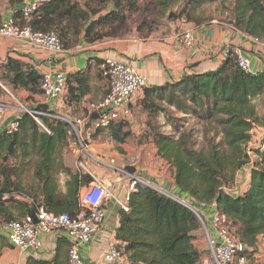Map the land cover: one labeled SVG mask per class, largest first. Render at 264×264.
Returning a JSON list of instances; mask_svg holds the SVG:
<instances>
[{
    "label": "trees",
    "instance_id": "16d2710c",
    "mask_svg": "<svg viewBox=\"0 0 264 264\" xmlns=\"http://www.w3.org/2000/svg\"><path fill=\"white\" fill-rule=\"evenodd\" d=\"M137 1L81 0L83 6H80L73 0H50L40 5L28 25L34 31L56 33L64 49L82 42L94 44L111 36L99 32L103 27L125 24V15L136 11ZM207 1L187 0L186 6L199 7ZM173 2L178 0H156L163 10ZM8 4L13 8L12 16L19 19L22 0H10ZM110 4L112 8L103 13ZM229 24L252 38H264V0H234ZM4 66L12 84L31 94H42V76L22 70L19 63L11 60ZM72 80L74 85H69L67 79L64 93L67 103L89 91L87 75L78 73ZM157 91L167 106L196 118L201 124L206 123L214 132L206 148L199 150L190 146L188 134L181 133L176 138L154 134L158 156L173 168L177 197L197 210L200 205L214 207L225 218L231 235L246 247L242 254L250 259L258 239L264 237V148L249 151L256 156L254 161L247 150L252 130L264 126V118L258 116L254 103L262 98L264 104V71L245 73L229 54L214 72L186 74L162 87L144 88L143 109L155 107L150 97ZM44 112L54 116L50 110ZM39 119L42 126L23 113L16 120L17 132L0 133L2 223L16 220L10 209L22 217L33 215L39 208L73 217L79 211L80 189L92 181L88 174L64 167L59 158L68 140V124L56 117ZM126 125L127 122H118L108 128V135L115 143L122 144L128 138ZM18 158L20 167L14 162ZM248 165L251 167L248 189L244 193L234 192L237 174ZM29 166L37 181L31 191L19 181ZM59 173L69 178L64 194L58 189ZM200 229L198 219L188 208L149 187H138L130 194L128 211L119 210L115 244L126 264H198L201 255L193 242L194 233ZM68 247L65 238H58L51 260L30 258L26 264H69Z\"/></svg>",
    "mask_w": 264,
    "mask_h": 264
},
{
    "label": "crops",
    "instance_id": "0c3cea01",
    "mask_svg": "<svg viewBox=\"0 0 264 264\" xmlns=\"http://www.w3.org/2000/svg\"><path fill=\"white\" fill-rule=\"evenodd\" d=\"M11 9L13 8L8 3L0 4V25L12 16ZM187 30L192 31L194 37V47L191 50L186 49L180 39L181 34ZM233 48H238L242 55L248 59L252 73L264 71V47L256 45L251 41L250 36L237 30L229 23L192 26L179 32L177 30L169 31V34L162 37L129 39L128 41L102 40L94 44L82 42L65 49L60 54L43 50L27 41L5 39L0 36V102L6 105L5 118L0 126V133L5 132L6 126L11 121L20 118L25 113L24 109L39 112L50 110L54 113V117L70 121L85 118L88 105L99 101L107 92V82L99 73L97 65L104 59H114L132 65L147 79L148 88H157L178 81L186 74L216 71L223 62L224 52ZM8 60L19 63L22 70L36 72L42 77L62 73L69 79V85H74L72 80L74 75L85 74L89 79V91L71 103L66 102L65 94L57 100L48 101L42 94H31L20 85L12 84L8 77L10 74L4 66ZM135 102L133 101L131 105L133 118L134 111L138 110ZM254 103H259V107H256L257 114L264 118L262 98L256 99ZM45 106L48 108L43 109ZM98 132L100 134L97 138L87 145V151H83L79 145L73 144V140H70L71 135L68 134V140L62 149V158H60L64 167L72 171L80 170L91 178L95 176L111 181L115 198L121 200L126 193L127 183L113 168L124 167L127 159L134 157L136 159L135 172L138 176L146 179L155 187L161 188L175 197L178 196L179 191L174 185L173 168L156 155L155 144L148 145L149 142H146V139L136 144H133L132 141L128 142V140L117 144L109 137L107 131ZM248 145V154H250V150L264 148V126H256L252 130L251 141ZM150 153H153L154 158L150 157ZM256 159V156L252 155L251 160ZM14 162L18 167L21 166L19 158ZM250 168L248 165L237 174L233 187L234 192L236 190L238 193H244L248 189ZM129 170L134 171L133 169ZM28 172L33 179V169L29 166L19 177L22 185L24 175ZM56 179L59 191L64 194L66 192L65 183L69 180L68 176L59 173ZM33 181L36 186L37 181L34 179ZM84 187L80 189L79 195ZM40 194L41 191L39 196H42ZM17 199L22 200L20 197ZM106 208V220L101 230L90 244L82 245L79 248L82 264H105L104 256L109 246L116 243L115 233L119 225V208L114 200L109 201ZM198 210L207 219L215 213L212 206L200 205ZM10 212L16 220L24 218L13 209H10ZM195 236L197 237V234ZM38 238L42 243L39 252L22 251L11 246L0 233V264H26L30 258L51 260L55 254L57 239L65 238L67 240L64 233L40 234ZM67 242L70 246L69 240ZM124 261L122 259L118 264H125ZM249 264H264V237L258 239Z\"/></svg>",
    "mask_w": 264,
    "mask_h": 264
},
{
    "label": "built area",
    "instance_id": "2783aa9c",
    "mask_svg": "<svg viewBox=\"0 0 264 264\" xmlns=\"http://www.w3.org/2000/svg\"><path fill=\"white\" fill-rule=\"evenodd\" d=\"M50 0H22L20 18L13 16L3 21L0 25V36L5 39L27 41L51 53L60 54L64 48L54 32L34 31L28 22L38 10L40 5ZM181 43L191 50L194 47L192 31H184ZM256 45L264 47V38H252ZM231 52V53H230ZM231 54L236 58L238 68L245 73H252L249 61L238 48L224 52L222 61ZM101 76L107 82V92L97 102L90 103L87 107V115L83 119H62L69 126V134L73 137V144L79 145L83 151H87L88 142L98 131H107L108 128L118 122H127L131 118V105L134 98L148 87L147 79L132 65L114 59H104L98 64ZM253 74V73H252ZM67 78L64 74L45 75L42 78L40 89L46 100H57L66 92ZM38 125L39 116L53 118L54 116L36 110L24 109ZM6 105L0 102V126L5 118ZM96 115V119L92 116ZM19 130V123L11 121L5 128V133L11 135ZM136 160L128 158L122 168H113L127 183L126 193L121 200L115 198L112 191V182L106 179L92 176V181L85 186L79 195V211L75 216L68 214L55 215L39 208L33 215L37 224H34L33 215H28L21 220L4 222L0 225V233L8 243L22 251L39 252L42 243L38 236L64 233L69 240L68 263L82 264L79 248L88 245L101 230L106 220L109 201L114 200L120 210L128 211L130 194L138 187H149L167 198L179 203L182 200L161 188H157L148 181L138 176L135 171H130L135 166ZM112 168V167H110ZM192 207V206H190ZM193 214L198 218L200 227L207 243L208 258L202 260V264H249V259L242 254L243 247L225 226V218L216 212L207 219L199 210L192 207ZM122 260L120 250L115 243L111 244L104 256L105 264H118Z\"/></svg>",
    "mask_w": 264,
    "mask_h": 264
},
{
    "label": "rangeland",
    "instance_id": "374dc122",
    "mask_svg": "<svg viewBox=\"0 0 264 264\" xmlns=\"http://www.w3.org/2000/svg\"><path fill=\"white\" fill-rule=\"evenodd\" d=\"M8 1L10 0H0V4L8 3ZM80 1L81 0H73V2H79L80 6H83V3ZM186 1L187 0H178L176 3H170L167 9L163 10L156 4V0H138L136 11L125 15L124 25L114 24L112 26L103 27L99 32L111 35L104 40L128 41L129 39L162 37L169 34V31L172 32L173 30H177L179 32L192 26L227 24L229 23V20H231V10L234 5V0H208L205 4H202L199 7H193L192 5L186 6ZM111 8L112 5L110 4L103 13H107V10ZM160 95L161 92L157 91L150 97V100L153 101L155 107L149 110H145L141 106V102L144 98L143 91L139 93V96L134 98L133 101H136L135 105L138 110L134 111V118L131 116L129 123H127L128 125L124 128L129 134L126 140H128V142L132 141L133 144H136L137 142L146 139L145 141L149 142L147 144L152 145L155 144L153 142V136L155 133L174 138H176L178 134L185 133L190 135V146L194 150L206 148L209 137L214 134V132L211 131L210 126H207L206 123L201 124L192 116L178 113L172 107L167 106L166 103L162 101ZM163 95H166V92ZM255 105L256 107H259V103H255ZM38 122L41 124L39 118ZM204 133L207 135L205 138L203 136ZM99 134L100 132L88 142V145L92 143ZM70 140H73V137H70ZM156 155L158 156V154ZM249 155L252 157V152H250ZM150 157L154 158L153 153H150ZM59 158H62V154L59 155ZM135 167L136 162L135 166L132 168L134 171ZM23 182L24 188L28 191H31L36 187L29 172L24 175ZM182 203L190 206V203L186 200H182ZM195 234H197V237L193 244L197 247L201 255V260L198 264H202V260L208 258L207 243L205 236L202 233V229L198 230L194 235ZM124 263H127L126 260Z\"/></svg>",
    "mask_w": 264,
    "mask_h": 264
},
{
    "label": "water",
    "instance_id": "95a60500",
    "mask_svg": "<svg viewBox=\"0 0 264 264\" xmlns=\"http://www.w3.org/2000/svg\"><path fill=\"white\" fill-rule=\"evenodd\" d=\"M47 108H48L47 106L43 107V109H47ZM92 119H96V115H93ZM40 195H42V191H41ZM182 205L185 206L186 208H188L193 213L192 207L187 206L185 204H182ZM33 219H34V224H37L36 216L33 215ZM246 250H247L246 247H243V251H246Z\"/></svg>",
    "mask_w": 264,
    "mask_h": 264
}]
</instances>
